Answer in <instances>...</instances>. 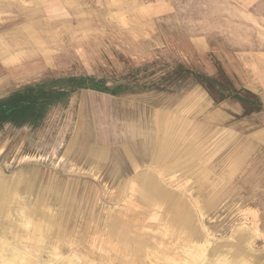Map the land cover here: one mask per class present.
<instances>
[{
    "label": "rangeland",
    "instance_id": "374dc122",
    "mask_svg": "<svg viewBox=\"0 0 264 264\" xmlns=\"http://www.w3.org/2000/svg\"><path fill=\"white\" fill-rule=\"evenodd\" d=\"M0 264H264V0H0Z\"/></svg>",
    "mask_w": 264,
    "mask_h": 264
},
{
    "label": "bare ground",
    "instance_id": "6f19581e",
    "mask_svg": "<svg viewBox=\"0 0 264 264\" xmlns=\"http://www.w3.org/2000/svg\"><path fill=\"white\" fill-rule=\"evenodd\" d=\"M148 182H149V181H148ZM149 185H150V184H149ZM145 186H146V183L144 182V183H143V187L146 188ZM147 189H148V188H147ZM150 189H151V188H150ZM148 190H149V189H148ZM39 226H40V225H39Z\"/></svg>",
    "mask_w": 264,
    "mask_h": 264
}]
</instances>
